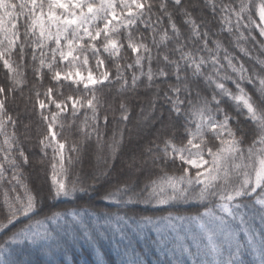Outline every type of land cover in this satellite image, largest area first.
I'll use <instances>...</instances> for the list:
<instances>
[{"label":"snow or ice","instance_id":"1","mask_svg":"<svg viewBox=\"0 0 264 264\" xmlns=\"http://www.w3.org/2000/svg\"><path fill=\"white\" fill-rule=\"evenodd\" d=\"M222 33L256 63L246 66L230 53L217 38ZM252 50L264 55V0H0V68L6 72L0 83V185L9 186L0 213V264H30L21 253L33 246L54 255L69 222L79 226L77 234L94 240L85 223L92 216L121 232L129 222L140 229L151 226L161 243L166 232L174 234L181 253L193 257V264H246V254L252 257L247 264H264V59L254 58ZM90 59L95 71L85 75L76 65L87 66ZM105 59L112 61L115 75L105 68ZM134 69L139 74L132 71L129 79L125 73ZM29 70L36 83L26 97L29 123L23 125L25 133L18 134L20 113L14 115L8 104L18 91L23 97ZM46 77L48 86L41 91ZM228 81L233 88L226 86ZM109 83L132 92L143 84L152 92L147 110L140 107L143 126L138 124L136 135H155L163 147L155 140L141 147L138 171L159 174L141 181L130 172L117 176L113 184L114 169L105 161L85 187L79 176L69 179L68 166L81 159L93 137L98 149L107 144L114 162L124 147L133 110L132 100H121L112 110L119 116L113 115L112 135L105 141L109 116L100 115L103 101L98 92ZM65 90L72 94L64 96ZM160 100L168 105L167 123L163 112L157 114ZM63 116L71 118L67 127L76 128L77 140L69 142L54 130L57 125L65 128ZM31 117L44 128L37 132L36 146L43 157L40 163L48 161L51 183L43 195L22 180L30 164L24 143L30 139ZM169 128L173 131L163 135ZM249 133L252 140L245 146ZM178 135L185 138L179 146L174 143ZM140 139L129 140V145ZM129 151L131 167L136 168L137 149L131 146ZM145 154L149 159H143ZM177 161L180 174H170L167 169ZM17 187L24 189L23 196L9 200L8 191ZM88 188L127 211L90 213L84 206L44 210L49 198H79ZM184 202L194 205L195 213L181 214L177 205ZM137 204L167 214L139 215L127 207Z\"/></svg>","mask_w":264,"mask_h":264},{"label":"trees","instance_id":"2","mask_svg":"<svg viewBox=\"0 0 264 264\" xmlns=\"http://www.w3.org/2000/svg\"><path fill=\"white\" fill-rule=\"evenodd\" d=\"M226 47H228L229 52L233 53L239 59L243 60L246 66H252L256 63L255 59H249L245 56L239 49L235 48L232 43H230V37L227 33H222L219 37ZM246 48L250 47L249 45H245ZM252 56L259 57L260 59H264V55L258 50H252ZM132 56L129 53V59L127 62H131ZM120 63H124V61H120ZM257 68H259L258 63L256 64ZM64 67V65H61ZM79 67V70L82 72H86L89 69L95 71L94 61L90 59L89 65ZM155 68V65H153ZM105 68L110 69L112 74L115 75V69L112 67V61L105 59ZM75 70V68L73 69ZM103 70V69H102ZM132 71H136L139 74L138 69L129 70L125 74L128 78H131ZM225 71L231 75L230 69H225ZM27 77V86L23 88V97L21 93L18 91L15 94V99L9 101L8 110L12 112L14 115L16 113H20L21 122L18 124L16 131L18 134H24L25 130L23 125L29 123V118L25 116V107H26V97L29 95V90L31 86L36 83L33 80L32 72L29 70L26 73ZM6 78V72L2 68H0V83H4ZM141 80H146V77H141ZM48 78L46 77L44 80V87L41 88V91L44 90L48 86ZM159 83V82H158ZM226 86L229 88H233V85L230 81L226 83ZM248 90L252 91V86H248ZM71 93V90H65L64 96H67ZM98 95L101 97L103 101V107L101 108L100 115L101 117L105 114L109 116V121L107 125V136L105 137V141H107L108 137L112 135V129L114 121L112 119L113 115L119 116V111H112L114 109H118V106L121 100H132L133 102V110L130 114L129 121L127 122V129L124 133V147L119 152L117 158L113 162L110 158L109 149L107 144L101 148H97L95 137H93L91 143L87 146L85 152L82 153L81 159L74 163L69 167L68 177L69 179H74L76 176H79L83 181V185L88 187L89 184L92 183L91 177L97 172L100 168L104 167L105 161L113 167L112 172V183H116V177L119 175L128 176L129 173H132V178L136 179L137 177L141 181H145L147 179L155 178L158 175V170H156L152 176H149L147 172L141 173L138 171L140 156L139 150L141 147H150V141H154L157 144H160L163 147V144L160 140H156L155 135H144L142 139H140L139 144H134L137 149V167L132 168V153L129 151L131 147L129 145V140L136 141L133 136L136 135L139 126L142 124L141 115H140V107L143 105L147 110V101L151 98L152 92L147 91L143 84H140L135 92H132L130 89L125 91L121 88L120 84L117 83H109L105 87L99 90ZM44 98L43 96L41 97ZM57 99H62L63 97H56ZM70 103V102H69ZM30 107V105H29ZM157 114L163 112L165 117V122H168V105L163 102V100L158 101L156 105ZM52 111H56L55 107L52 106ZM71 118L68 116H63L61 118V122L65 124V128L61 130L59 126H54V130L58 133L62 132L64 137L69 138V142L73 140H77L76 136V128L68 129L67 124ZM83 119V116H80L77 120V125H79V121ZM32 125L30 132L28 135L30 139L24 143V147L26 152L29 154L30 164L23 169L24 175L22 177L23 182L33 191L37 190L41 191V195L47 193L49 185L51 183L50 177V169L48 168V161L44 158V163L41 164L40 161L43 158L39 149L37 148V132H44V128L42 125L37 124V117H31ZM123 126V125H121ZM159 127V125H157ZM235 128L236 125L233 124ZM242 127L245 130L248 129L247 125H243ZM101 128H104L103 121H101ZM155 132V130H153ZM173 129L169 128L166 133L163 135H167L172 132ZM179 131H183L180 129ZM240 135V133H237ZM60 138V137H58ZM2 140V137H0ZM252 135L249 133L245 136V146L251 143ZM183 142H185V138L182 136H177L174 140V143L179 146ZM51 149H49V156H51ZM143 159H149L148 155L145 154ZM179 161H177L176 166H170L167 171L172 174L175 173L179 175L181 169L178 167ZM107 187V186H106ZM9 188L8 185H0V213L3 212L4 208V200H5V189ZM17 194L23 196L24 189L17 187L15 192L8 191L7 196L8 199L11 200ZM102 192L98 193L94 189L88 188L87 191L83 193H78L79 198L67 197V198H59L56 200L48 199L45 202V211H47L48 207H51L53 210L60 209H75L78 206H84L87 208L88 212H108L111 211L114 215H123L127 208L125 206L120 205L117 206L109 201H106L101 198ZM119 207V211H118ZM128 208H134L136 213L139 215H149V216H159L166 215L167 212H161L159 208L152 205H129ZM178 208L181 209V214H189L195 213L196 208L189 202L180 203L177 205ZM202 210V209H201ZM132 215V213H129ZM175 214V213H174ZM23 223H28V220L21 217ZM85 223L89 225V228L93 230V235L95 236L94 240H88L82 234H77L79 230V226H73L71 222L67 226L66 230H62L59 236L60 246L55 249V254H46L40 249L36 247H31L27 251L22 252L21 256L24 260L30 261V264H98V262H102V264H125V261L128 260H136L137 264H177V261H183V264H193V257L184 255L181 253L178 244L180 241H177L174 238V234L165 233V242L161 243V236H159L156 231L151 227H144L143 229L137 228L135 224L129 222L128 225H122L123 231L116 229V226L113 225H105L103 221L97 223L96 218L86 217ZM19 226V225H17ZM6 235V234H5ZM183 235V233H181ZM4 239V235H0V240ZM243 239V237H241ZM184 243H188V241H184ZM192 250L195 251V246H192ZM252 257L250 254H246L244 259L247 264V261Z\"/></svg>","mask_w":264,"mask_h":264},{"label":"rangeland","instance_id":"3","mask_svg":"<svg viewBox=\"0 0 264 264\" xmlns=\"http://www.w3.org/2000/svg\"><path fill=\"white\" fill-rule=\"evenodd\" d=\"M82 72V71H81ZM87 72L88 71H86V72H82V73H84L85 75L87 74ZM141 127L143 126L142 124L140 125ZM134 137V139H139V137H137V135H135V136H133Z\"/></svg>","mask_w":264,"mask_h":264}]
</instances>
